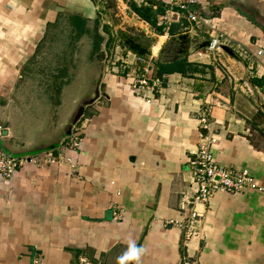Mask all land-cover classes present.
Listing matches in <instances>:
<instances>
[{"label":"crops","instance_id":"crops-1","mask_svg":"<svg viewBox=\"0 0 264 264\" xmlns=\"http://www.w3.org/2000/svg\"><path fill=\"white\" fill-rule=\"evenodd\" d=\"M198 1L208 25L191 29L180 17L186 21L181 34L213 26L247 55L233 50L237 58L225 59V66L220 57L200 61L192 52L185 57L200 70L157 76L161 88L146 102L128 84L133 56L116 44L100 69L87 62L92 88L67 103L66 88L82 70L71 72L67 57L40 52V45L52 44L62 27L83 35L93 19L102 40L96 47L93 39L92 51L102 50L109 37L101 29L109 28L104 20L99 27L98 6L91 0H0V125L6 130L0 146L14 156L47 151L64 157L0 177V264H120L130 241L145 249L141 264H264V192L215 193L196 204L195 235L185 233L187 211L180 205L193 194L189 159L204 136L217 138L212 152L220 165L247 168L264 187V149L252 142L249 126L250 111H264L253 96L264 92L250 82L264 79V24L233 0ZM146 34L172 37L152 28ZM35 77L48 82L28 83ZM32 90L37 95L22 100ZM207 107L211 118L203 131L199 117ZM77 129L79 147L62 149Z\"/></svg>","mask_w":264,"mask_h":264},{"label":"built area","instance_id":"built-area-1","mask_svg":"<svg viewBox=\"0 0 264 264\" xmlns=\"http://www.w3.org/2000/svg\"><path fill=\"white\" fill-rule=\"evenodd\" d=\"M145 1V0H141ZM167 5L165 12L158 16V24L177 21L180 17H185L191 24L192 28H200L208 25V17L204 16L198 7V0H160ZM211 30L206 31L209 39L214 41V44L210 47L213 48L220 44H224L219 37L223 36V33H218V36H214L213 32L215 27L210 26ZM208 29V28H207ZM226 45V44H225ZM127 55H132L134 61L131 63L132 74H128L130 78L128 83L131 90L137 95H142L146 98V102H150L152 96L161 88V80L157 76L151 75L154 58L142 57L126 49ZM262 53L261 49L257 50L256 55ZM145 59V64L142 67L135 66L137 61ZM139 70L141 71L140 73ZM210 109L207 107L204 109L199 117V127L201 130H207L210 124ZM2 127L0 125V136ZM203 137V135H202ZM202 143L194 152V156L189 159V165L191 169V186L193 188V194L181 203V209L187 211L185 218V233L188 236L195 235V228L197 226L200 213L196 209L197 203H207L209 199L217 192H225L230 194L241 193L247 189H252L258 192H264V187L260 185L255 177L250 173L247 168H231L220 165L214 158L212 152V145L217 142V138L214 135L204 136ZM81 142L80 130H75L62 144L63 148H78ZM64 157L54 156L50 152H42L36 155H23L14 156L7 153L0 146V177L4 179L11 178L18 168H21L27 163L36 165H45L58 162ZM72 166L70 157H65ZM121 209H117L113 212L114 217H118L121 213ZM173 221H168L172 223ZM178 225L177 222H175ZM180 223L178 226H181ZM33 264H39L36 259ZM187 264V263H185Z\"/></svg>","mask_w":264,"mask_h":264},{"label":"rangeland","instance_id":"rangeland-1","mask_svg":"<svg viewBox=\"0 0 264 264\" xmlns=\"http://www.w3.org/2000/svg\"><path fill=\"white\" fill-rule=\"evenodd\" d=\"M91 1L95 6H98L96 9L95 16L100 20L99 27H101L102 24L104 23L103 20L109 23V24L106 23L107 27L109 28V30L107 29L108 31H106V29L103 28L101 29V33L105 37V39L109 37L106 43L102 45V50H100L97 53L92 51L93 48L92 42L94 39L93 35L95 32L94 30L95 22L93 21V19H89V22H87L86 27L88 31L85 32L83 35L82 33L78 34L79 32L76 31L73 27L71 28H69L70 26L62 27L60 28L61 30L57 29L58 30L57 34L54 35L53 37V41H54L53 43L56 44L55 46L53 43L49 44L48 46L46 45L44 46V44L40 45L41 47L40 52L46 51L49 53H53V52L61 53V57H60L62 58L61 60H64L66 59L65 57H67L68 59L67 67L68 70H71V72L72 71L78 72L82 70V72L79 75H76L75 79L66 88L67 91L64 93L63 100L67 103H70L71 99L75 97L80 91L82 93L87 89L92 88L91 86L92 78L90 77V71L92 70V67L87 62L88 61L93 62L97 66V67L95 66L96 70L98 68L100 69L103 65H105V60H106L105 53L110 54V50H112V48H113L112 51L114 53L115 51L114 47L116 46V44L122 45L121 44L122 42L118 39V37L114 32L115 24H117V26L131 24L136 26L135 28L144 27L146 33H150L151 31V28L147 23L140 20L134 13H131L127 4L123 0H91ZM136 1L141 2V0H136ZM233 1L240 3L244 8H247L248 10L252 9L250 10L251 12L249 11V13H252L254 18H256V20L259 23L264 24V0H233ZM6 7L8 9L10 8L8 5L5 6L4 8L6 9ZM131 18H133L134 20H132ZM214 29H215V31L213 32L214 36L216 35L218 36V33L219 34L222 33L216 27ZM195 30H196V34H193L194 31L191 32L192 34L187 33L190 36V38L197 39V41L199 42H202L210 38L208 36V33H206V31L207 30L210 31L211 29H207V27H203L202 29H200V31L199 29H195ZM116 39H118L119 42L118 41L116 42ZM152 39L154 45L156 47H159L157 48L158 51L154 54V58L158 59L159 50L162 47H165L170 39L167 36L165 38L163 36L160 38L153 37ZM219 39L222 42H224V44H226L228 47H230L232 50H234L236 53L239 54L240 52L239 54L240 57L243 55H247L245 54L244 49L237 47L234 41L232 40V38H230L227 34L223 33V36L219 37ZM193 48L194 45L190 46L191 50H193ZM118 49L120 50L121 46ZM193 54L195 55L191 57L197 58L200 61L212 59V57L214 56L215 58L220 57L221 60H223V62L225 63V66L226 65L228 66L227 64L228 62L226 63L225 59H228L234 63V60L232 59L233 57H231L224 50H222L219 47V45L213 48L196 49V51H194ZM112 55L113 54H111V56ZM54 63L55 60L51 59L48 64L52 67ZM100 75L101 73L99 74V76L96 75L95 80L100 79L101 78ZM23 76L24 77L21 78V81L26 82L28 76H25V73H23ZM44 79H47V77H35L34 81H29L28 83L31 82L32 84L36 82L39 83L48 82L47 80ZM54 79L53 77H50L48 79L49 83L53 84ZM32 91L33 92H23L22 94L24 99L22 100L26 101V99H30L32 96L37 95V93L34 90ZM262 92L264 91L262 90ZM51 93L52 95H55L54 94L55 92H51ZM253 96L256 100L257 106H260L259 104L262 103L264 107V96H262L259 93L257 94L256 92H253ZM259 113L258 112L253 113V111H250L249 115H252L251 116L252 124H249L252 134L250 138H252V142L256 146L264 149V111L263 112L259 111ZM254 127L255 128L259 127V130H255Z\"/></svg>","mask_w":264,"mask_h":264},{"label":"trees","instance_id":"trees-1","mask_svg":"<svg viewBox=\"0 0 264 264\" xmlns=\"http://www.w3.org/2000/svg\"><path fill=\"white\" fill-rule=\"evenodd\" d=\"M131 13H134L140 20L146 22L152 30L159 34H168L174 37L177 34L182 33V29L186 26L185 20L174 21L169 24L162 23L158 24V16L163 14L167 9V5L160 0H145L137 2L136 0H123ZM95 46L98 47L99 42L102 40V36L97 32L94 34ZM156 66V76L161 77L163 74H169L172 72H180L186 74L187 72L193 73L200 70L197 64L191 63L187 60V57L180 58L173 62H161L154 61ZM250 82L264 90V79L263 77L253 76ZM259 113V112H258ZM260 114V113H259Z\"/></svg>","mask_w":264,"mask_h":264},{"label":"water","instance_id":"water-1","mask_svg":"<svg viewBox=\"0 0 264 264\" xmlns=\"http://www.w3.org/2000/svg\"><path fill=\"white\" fill-rule=\"evenodd\" d=\"M134 20L133 18H131ZM134 25H118L115 24V34L118 39L131 51L142 57H152V42L153 39L148 37L146 34L145 28H135ZM169 42H179V45L176 48H167ZM169 42L165 47H162L159 50V58L155 61L161 62H173L180 58H183L190 53L196 51V49L210 48L214 41L212 39H206L202 42L197 41V39H192L187 33L180 34L175 37H171ZM194 45L193 50L190 49V46ZM219 47L224 50L231 57L237 58L235 52L225 44H220ZM6 130H3L2 134H5Z\"/></svg>","mask_w":264,"mask_h":264},{"label":"clouds","instance_id":"clouds-1","mask_svg":"<svg viewBox=\"0 0 264 264\" xmlns=\"http://www.w3.org/2000/svg\"><path fill=\"white\" fill-rule=\"evenodd\" d=\"M145 249L142 246H138L134 241H130L127 251L120 259V264H141V257L144 254Z\"/></svg>","mask_w":264,"mask_h":264},{"label":"flooded vegetation","instance_id":"flooded-vegetation-1","mask_svg":"<svg viewBox=\"0 0 264 264\" xmlns=\"http://www.w3.org/2000/svg\"><path fill=\"white\" fill-rule=\"evenodd\" d=\"M179 45V42H169L168 44H167V48H176L177 46Z\"/></svg>","mask_w":264,"mask_h":264},{"label":"bare ground","instance_id":"bare-ground-1","mask_svg":"<svg viewBox=\"0 0 264 264\" xmlns=\"http://www.w3.org/2000/svg\"><path fill=\"white\" fill-rule=\"evenodd\" d=\"M154 46V45H153ZM153 48V47H152ZM152 53H153V55L156 53L153 49H152Z\"/></svg>","mask_w":264,"mask_h":264}]
</instances>
